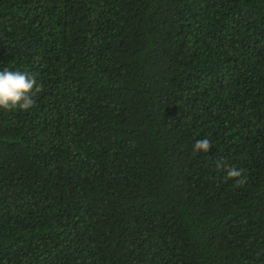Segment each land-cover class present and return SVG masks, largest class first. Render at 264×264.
<instances>
[{
  "label": "trees",
  "instance_id": "1",
  "mask_svg": "<svg viewBox=\"0 0 264 264\" xmlns=\"http://www.w3.org/2000/svg\"><path fill=\"white\" fill-rule=\"evenodd\" d=\"M5 69L0 264H264V0H0Z\"/></svg>",
  "mask_w": 264,
  "mask_h": 264
},
{
  "label": "clouds",
  "instance_id": "2",
  "mask_svg": "<svg viewBox=\"0 0 264 264\" xmlns=\"http://www.w3.org/2000/svg\"><path fill=\"white\" fill-rule=\"evenodd\" d=\"M42 88L37 84L34 76L21 71H0V108L5 110L19 108L27 111L34 103V97L41 92ZM212 143L209 139L196 140L194 151L208 153ZM217 168H225L218 162ZM227 177L234 179L237 186H242L247 182V177L243 175L242 169L236 167L226 168Z\"/></svg>",
  "mask_w": 264,
  "mask_h": 264
}]
</instances>
